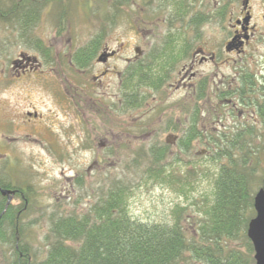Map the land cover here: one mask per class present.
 <instances>
[{
    "label": "rangeland",
    "instance_id": "obj_1",
    "mask_svg": "<svg viewBox=\"0 0 264 264\" xmlns=\"http://www.w3.org/2000/svg\"><path fill=\"white\" fill-rule=\"evenodd\" d=\"M64 1L55 0L53 4L41 6L36 22L24 29L13 21L0 20V179L11 186L27 184L30 187L33 210L22 211L20 220L24 225L23 240L29 243V251L35 260H41L46 254L44 236L50 218L56 214L80 213L94 199L102 184L128 183L132 191L127 199L128 212L132 218L147 223L172 220L171 210L176 204L188 205L191 200L211 196L212 179L206 176L207 172L212 174L217 165L208 157L207 138L212 133L234 131L236 125L250 124L254 119L250 114L252 107L239 103L230 95L220 98L219 92L236 85L240 67L249 73L257 72L259 79H264V38L258 40V36L256 42L247 47L246 56H227L219 52L216 61L197 64L199 79L207 78L208 87L202 88L207 93L206 98L194 99L196 92L191 96L188 90L169 88L176 69L190 61V57L176 55V63L166 66L168 70L172 67L167 82L158 89L141 86L140 92L146 94L143 102L138 108L126 110L122 97L128 90L122 86L121 71L126 65L125 57L134 56L136 45L142 48L151 42L158 48L163 41L172 38L175 41L170 46L172 50L179 41L188 45L187 42L194 39L193 44L198 43L202 49L218 51L223 42L219 29L227 19L218 22L220 18L214 0H197V7L192 10L197 13L196 31L190 33L182 29L183 25L177 20L169 25L168 21L157 17L141 22L146 11L139 5H131V1L120 5L125 0H67L69 23L64 21L63 26L62 23L57 26L58 3ZM242 1L230 5L231 16L228 18L236 16ZM250 4L253 22L257 26L264 24V0H251ZM99 6L104 10L100 18L97 14ZM132 20L138 27L134 26V30L130 27ZM98 32H103L107 41L117 40L109 43L118 50L117 58L111 62L117 73L107 74L92 88L89 85L92 76L103 67L96 60L99 53L85 67L77 66L72 56L81 52L76 50ZM168 33L174 35L168 36ZM32 39L48 47V60L42 48L31 43ZM23 53L37 58L36 70L22 73L21 68L15 66L14 61ZM222 79L230 86L224 83L221 87ZM61 82L70 89L80 90L74 86L78 85L92 90L86 93L81 107H73L75 103L71 100L69 106L68 99L60 103L52 89ZM94 91L96 95L90 99L89 94L92 92L93 95ZM196 108L201 111V119L196 123L200 134L191 141L188 149H183L180 137L188 126L189 112ZM27 111L37 112L39 119L26 120ZM174 121L177 123L175 131L179 130L176 138L168 124ZM163 141L168 144V157L161 163L165 176L171 180L181 177L180 182L192 183L187 199L172 185L148 178V163L142 166L134 163L137 152L150 155V146ZM139 161L142 164L144 159ZM201 171L203 175L198 174ZM0 194L3 195L1 191ZM12 203L20 205L22 200L16 197ZM188 206V211L193 212L192 206ZM194 226L187 223V232L194 233ZM6 229L9 230L3 227ZM229 244L245 251L241 242ZM12 259L11 245L0 241V264H10Z\"/></svg>",
    "mask_w": 264,
    "mask_h": 264
},
{
    "label": "trees",
    "instance_id": "obj_2",
    "mask_svg": "<svg viewBox=\"0 0 264 264\" xmlns=\"http://www.w3.org/2000/svg\"><path fill=\"white\" fill-rule=\"evenodd\" d=\"M53 1L0 0V20L7 23L13 21L24 29L36 22L41 6L53 4ZM67 3V0L58 3L57 26L59 23L62 26L65 22L69 23ZM122 3L126 5L128 2L125 0L120 5ZM97 14L98 18L104 14L102 6L98 7ZM103 35V32L96 33L76 50L81 51L72 56L77 66L85 67L90 63ZM171 35L174 34L168 33V36ZM174 42L169 38L162 45L171 49ZM31 43L42 48L48 60V47L33 39ZM176 60L175 57H153L132 64L131 69L123 74L122 86L128 90L122 97L126 110L138 108L143 102L146 94L140 92L141 86L158 89L172 69L170 67L168 70L167 64L172 65ZM240 70L236 85L230 90L219 92V97L230 95L239 103L252 107L253 112L250 114L254 119H251L250 124L245 122L236 125L234 131L216 135L212 133L207 138L208 157L217 165L214 174L207 172L206 176L212 179L211 196L203 197V200H191L188 205L192 206L193 212L188 211L187 204H176L171 210L172 220L147 223L132 218L128 212L127 199L132 192L128 183L102 184L94 199L80 213L74 211L50 218V226L44 236L46 254L37 263L33 261L29 264H196L197 261L201 264H254V250L246 230L248 221L255 214L254 194L264 178V79L260 80L256 73H249L241 67ZM206 83L207 78L199 80L200 89L198 92L196 90L194 99L206 98L207 93L202 90L206 89ZM200 113V108L189 112L188 126L179 141L183 149H188L191 141L200 134L196 125L201 119ZM168 124H171L169 128L173 131L177 130L175 121ZM149 151L150 155L146 153L145 156L141 152L136 153V166L148 163V178L172 185L178 194L187 199L192 183L180 182L181 177L171 180L165 176V168L161 163L168 157L166 141L155 142ZM138 159H144V162L140 164ZM202 173L198 172L199 175ZM0 187L14 191L6 208L7 195L0 194V241L11 245L15 262L10 264H17L19 259L27 264L28 260L35 259L29 251V243L23 240L25 233L20 213L33 210L30 187L27 184L24 187L11 186L1 179ZM16 197L22 200L20 205L12 203ZM189 222L195 225L194 233L187 232L186 224ZM3 227L9 230L5 231ZM231 241L241 242L245 251L231 246Z\"/></svg>",
    "mask_w": 264,
    "mask_h": 264
},
{
    "label": "flooded vegetation",
    "instance_id": "obj_3",
    "mask_svg": "<svg viewBox=\"0 0 264 264\" xmlns=\"http://www.w3.org/2000/svg\"><path fill=\"white\" fill-rule=\"evenodd\" d=\"M131 5L136 4L141 6V10L146 11L145 16L141 19V22H146L147 19L157 17L162 19L163 21L177 20L181 25H183L182 29L187 30L192 33L196 31V12H192L194 8L197 7V0H127ZM251 0H243L241 2L240 8L236 10V16L232 19L228 18L231 16L230 5L237 2V0H214V8L217 9V15L219 16L218 22H223L227 19L225 24H222L220 27V32L223 34V42L222 48L220 50L214 51H206L199 47L198 43L193 44L194 39L187 42L181 40L179 41L178 46L175 50L167 49L164 45L159 46L158 48L152 45L151 42L145 44V47L136 45L134 47V56L133 57H125L126 65L121 71L123 75L125 71L131 69L132 64L139 60L149 59V58H171L176 55H181L185 57H190L189 63L182 64L176 71L173 73V82L169 83V88L174 87L177 89H185L188 90L192 96L200 86L199 77L200 73L196 71L197 64H201L202 62H214L216 58L219 56V52L225 55H234L237 56H246L249 51H247V47L251 46L252 43L256 42V38L259 36L258 40H262L264 38V24L258 25L253 22V13L252 6L250 4ZM152 4V5H151ZM166 8L167 11H164ZM152 9V10H150ZM162 9V11H161ZM160 15V16H159ZM223 16V17H222ZM264 19V14L262 15ZM130 24L131 29L134 30V21L132 20ZM138 28L137 26H135ZM135 28V30H137ZM107 37L105 35L102 36L101 44L99 46L98 51L95 53L94 57L97 53H99L96 57L97 63L103 65L102 69L98 74L92 76V83H89L90 86L94 84H98L97 82L101 80L102 77L106 76L109 73H117L116 67L111 65L112 60L117 58L118 50L114 49L109 43L117 42L114 38L107 41ZM166 41V40H165ZM164 43V41H163ZM162 43V44H163ZM144 44V43H143ZM81 48V47H80ZM93 57V58H94ZM93 60V59H92ZM91 60V61H92ZM228 62V61H226ZM38 60L36 57H30L29 55L23 53L20 54V58L14 61L16 67L21 68V72L23 73L26 70H36ZM91 64V62H90ZM89 64V65H90ZM84 67V66H79ZM81 70V69H80ZM172 73V69L170 74ZM257 74V72H254ZM199 76V77H198ZM238 79V78H237ZM168 80V79H167ZM212 80H210V85ZM167 82V81H166ZM225 80H221L220 84L223 87ZM216 84V83H215ZM227 87L230 86V83H225ZM76 88L79 87L80 90L70 89L67 84L60 83L58 87L52 88L55 91V96L57 100L62 103L63 101L68 99V105L70 103L69 100L73 101V107L78 106L81 107V101H85L86 94L92 89L84 88L83 86L74 85ZM88 86V85H86ZM161 87V86H160ZM208 87V86H207ZM219 88V86H217ZM90 99L95 97L96 93L92 95V92L89 94ZM195 95V94H194ZM75 98V100H74ZM72 105V104H71ZM70 106V105H69ZM81 110V108H80ZM26 120H36L39 119V114L37 112L27 111L25 113ZM81 123V121H79ZM111 129V126L109 127ZM173 137L176 138L179 135L178 131H173ZM111 130L107 133L106 136H109ZM7 197V196H6ZM10 263H14V259L10 260ZM34 260H28L27 264L32 263ZM7 262V261H6ZM37 262V260H35ZM23 260H17V264H23Z\"/></svg>",
    "mask_w": 264,
    "mask_h": 264
},
{
    "label": "water",
    "instance_id": "obj_4",
    "mask_svg": "<svg viewBox=\"0 0 264 264\" xmlns=\"http://www.w3.org/2000/svg\"><path fill=\"white\" fill-rule=\"evenodd\" d=\"M3 195H7L5 208L11 201L14 191L0 187ZM255 214L250 218L247 225L246 235L252 243L254 250V264H264V178L261 186L256 190L253 197Z\"/></svg>",
    "mask_w": 264,
    "mask_h": 264
}]
</instances>
